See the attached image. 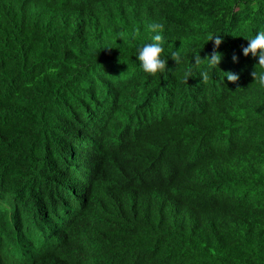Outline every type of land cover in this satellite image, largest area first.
I'll return each instance as SVG.
<instances>
[{
    "label": "trees",
    "instance_id": "trees-1",
    "mask_svg": "<svg viewBox=\"0 0 264 264\" xmlns=\"http://www.w3.org/2000/svg\"><path fill=\"white\" fill-rule=\"evenodd\" d=\"M260 30L264 0H0V264H264Z\"/></svg>",
    "mask_w": 264,
    "mask_h": 264
},
{
    "label": "clouds",
    "instance_id": "clouds-1",
    "mask_svg": "<svg viewBox=\"0 0 264 264\" xmlns=\"http://www.w3.org/2000/svg\"><path fill=\"white\" fill-rule=\"evenodd\" d=\"M164 27L165 26L162 23H153L149 25L151 32L154 33L152 40L150 43H145L138 49L137 59L140 61L142 69L144 72L151 75H155L158 72L163 73L168 70V58H163V53L165 51V39L162 33L164 32ZM222 39L223 38L220 34L208 35L207 42H214L213 51L203 59L201 58L199 51L193 53L195 63H192L191 67L185 72V83H188L189 77L196 76L197 74L201 77V82L206 83L208 81L209 72L207 69H215L216 67H219L220 61L223 57V54L216 50L222 43ZM246 39L249 43L246 47L242 46L244 56H248L249 53H251L253 57H258V62L254 66V70L250 73V75L254 78V82H256L261 88H264V30H260L254 37ZM169 57L175 61L176 65H179L184 59V56L179 50L171 51ZM233 61H237V56L233 55ZM204 62L207 64V69L201 68V65ZM257 66L259 67V70H257ZM225 76L228 81L233 83L239 80V75L232 71L225 72ZM254 135L258 140L256 146H247L242 138L239 146L249 149L252 161L254 157L258 159L264 158V136L259 137L256 131L254 132ZM5 184L10 190L4 191L0 185V206H6L11 209L12 204H14L15 196L11 191V187L6 182Z\"/></svg>",
    "mask_w": 264,
    "mask_h": 264
},
{
    "label": "bare ground",
    "instance_id": "bare-ground-1",
    "mask_svg": "<svg viewBox=\"0 0 264 264\" xmlns=\"http://www.w3.org/2000/svg\"><path fill=\"white\" fill-rule=\"evenodd\" d=\"M57 226V225H56ZM65 226V225H64ZM62 230V229H61ZM59 231V230H58Z\"/></svg>",
    "mask_w": 264,
    "mask_h": 264
}]
</instances>
